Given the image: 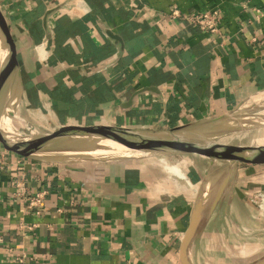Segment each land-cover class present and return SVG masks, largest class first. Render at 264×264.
Returning a JSON list of instances; mask_svg holds the SVG:
<instances>
[{"label":"crops","instance_id":"0c3cea01","mask_svg":"<svg viewBox=\"0 0 264 264\" xmlns=\"http://www.w3.org/2000/svg\"><path fill=\"white\" fill-rule=\"evenodd\" d=\"M244 3L264 12V0H0L22 83L18 112L43 132L163 128L245 99L264 103V14L256 18ZM212 8L221 10L219 33L187 22V13ZM3 107L0 88V116ZM168 159L70 168L10 150L0 166V264H181V238L208 168ZM174 165L183 175L171 173ZM260 167L248 174L264 184ZM235 173L192 243L194 264H244L264 254V216ZM18 180L28 195L46 191L39 206L15 194Z\"/></svg>","mask_w":264,"mask_h":264},{"label":"water","instance_id":"95a60500","mask_svg":"<svg viewBox=\"0 0 264 264\" xmlns=\"http://www.w3.org/2000/svg\"><path fill=\"white\" fill-rule=\"evenodd\" d=\"M0 88L4 102L0 116V141L7 149L26 158L63 164L70 168L74 164L85 162H108L167 154L199 153L213 159L228 160L225 169L214 180L210 181V178L204 176L196 189L189 222L179 246L181 264H194L190 256L192 243L223 195L236 163L242 161L264 166L263 148L260 151L249 147L241 151L225 152L214 145V138L217 136L264 126V109H248L255 105H246L247 99L218 116L199 118L170 127L85 126L64 127L53 132L40 131L18 112L22 83L8 28L1 13ZM15 121L28 125L29 134L21 132L15 126ZM244 264H264V254Z\"/></svg>","mask_w":264,"mask_h":264},{"label":"rangeland","instance_id":"374dc122","mask_svg":"<svg viewBox=\"0 0 264 264\" xmlns=\"http://www.w3.org/2000/svg\"><path fill=\"white\" fill-rule=\"evenodd\" d=\"M252 104H254L255 107L252 106L251 108H248V109H264V105L260 106L261 103L260 104L251 103V102L246 103V105H252ZM15 126L23 133L25 132L29 134L30 132L28 125H26L23 122L15 121ZM48 128L49 130L54 129L50 127ZM40 130L44 131L46 129L41 127ZM46 131H48V129ZM231 136L233 137L231 138V140H229L227 144H224L220 147L218 146L217 147L215 146V147L221 148V150L225 152L241 151L249 147H251L255 151H260L262 150V148L264 149V126H258L254 128L236 131V132L223 135V136H217L214 138V141L216 142L218 140H221L222 138H225V137L229 138ZM156 156L162 157L163 155H156ZM164 156H167V158H169L168 160L171 162V164H174L176 161L177 162L182 161L181 164H183L187 160V162H185V167L189 166V169L190 168L193 169L195 168V166L197 167L199 166L201 169L208 168L206 173L204 174L201 173V177L203 178L204 176H206L207 178H211L210 181L214 180L225 169V166H227V163H228V160L213 159V158H210L209 156L202 155L199 153H191L190 155H187V156H184L183 154H167ZM189 157H191V159H189ZM236 164H237L236 167L233 169V171L229 175V180H232L234 178V176L236 175L235 172H241V176L239 177V179H237L238 186H241L243 188L242 191L245 195L244 198L246 199L248 204L260 210L257 203H255L252 200V198H254V195L257 194L258 192L264 191V187H263L264 184H260L258 182L259 180L255 178L254 174L253 175L252 174L250 175V173L248 174V171H249L248 168L251 169L253 167L255 169L256 168L259 169L261 168L260 167L261 165L248 164L242 161H238ZM262 170H264V167H262ZM253 172H256V171L252 169L251 173ZM171 173H175L179 175L176 172H171ZM254 179H256V181H254ZM261 213L264 216V213L262 211Z\"/></svg>","mask_w":264,"mask_h":264},{"label":"built area","instance_id":"2783aa9c","mask_svg":"<svg viewBox=\"0 0 264 264\" xmlns=\"http://www.w3.org/2000/svg\"><path fill=\"white\" fill-rule=\"evenodd\" d=\"M243 8H249L254 11L256 18L261 17L264 12L260 8H257L249 3H244ZM176 9L173 10V13H177ZM187 22L196 26L200 30L209 32L211 34L219 33L220 31V22H221V10L220 8H212L204 11H192L185 15ZM10 150L6 147H0V166L4 163L5 157ZM45 190H39L34 194L26 193V185L21 180L16 182L15 194L22 196L27 202L28 206H39L44 199ZM252 200L257 203L260 210L264 213V191H260L254 195ZM23 224H20L22 227ZM31 228L32 226H27ZM24 255H17L16 259L19 262L24 260Z\"/></svg>","mask_w":264,"mask_h":264},{"label":"bare ground","instance_id":"6f19581e","mask_svg":"<svg viewBox=\"0 0 264 264\" xmlns=\"http://www.w3.org/2000/svg\"><path fill=\"white\" fill-rule=\"evenodd\" d=\"M253 103V102H252ZM260 104V103H259ZM261 105H264V103H261L260 104V106ZM13 129V128H12ZM233 136H231V137H225V138H222L221 140H218V141H216L215 143H214V145H216V143L217 142H219V143H221L220 145L222 146V145H224V144H227L228 142H226V139L228 140V139H231ZM224 141V142H223ZM217 147V146H216ZM220 147V146H219ZM173 170L175 171V172H177L178 174H180V175H183V173H182V170L180 169V167L178 166V165H174L173 166Z\"/></svg>","mask_w":264,"mask_h":264}]
</instances>
